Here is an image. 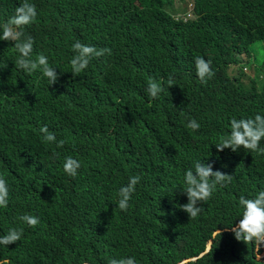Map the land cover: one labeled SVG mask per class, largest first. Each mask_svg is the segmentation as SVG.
Listing matches in <instances>:
<instances>
[{
  "label": "trees",
  "instance_id": "1",
  "mask_svg": "<svg viewBox=\"0 0 264 264\" xmlns=\"http://www.w3.org/2000/svg\"><path fill=\"white\" fill-rule=\"evenodd\" d=\"M29 2L38 15L22 39L32 36L33 58L45 55L59 76L49 85L41 72L25 73L13 42L0 40V66L7 64L0 175L9 189L0 236L23 228L20 241L0 244V264H109L128 256L137 264H264V244L237 240L231 230L243 213L239 198L264 190V154L213 144L230 135L231 118L264 115V58L251 67L253 45L264 42V0H185L183 9L177 0ZM21 3L0 0V25ZM76 40L112 52L73 76ZM197 56L212 61L206 84ZM149 80L163 85L159 97L148 95ZM189 119L200 128L189 129ZM43 125L66 141L63 148L44 142ZM68 156L81 164L76 177L63 170ZM196 161L233 179L190 219L180 186ZM135 175L141 181L125 212L119 189ZM23 214L40 223L28 227Z\"/></svg>",
  "mask_w": 264,
  "mask_h": 264
},
{
  "label": "clouds",
  "instance_id": "2",
  "mask_svg": "<svg viewBox=\"0 0 264 264\" xmlns=\"http://www.w3.org/2000/svg\"><path fill=\"white\" fill-rule=\"evenodd\" d=\"M36 5L29 0H22V3L15 9V14L10 17L3 25H0V40L12 41L15 50L19 53L15 65L27 74L39 71L44 77L48 78L49 85L58 80L59 74L54 67L50 66L48 58L39 54L35 58L32 56L34 38L32 36L24 37L22 29L31 25L37 18ZM74 53L70 60L73 76H79L84 72L93 58H99L105 54L110 55L111 48H97L90 44L82 43L76 40L72 44ZM211 59L204 57H195L196 74L202 84H206L215 73L211 67ZM7 67V64L0 68ZM167 87L175 85L174 79L169 75ZM164 91L161 83L155 80H149L147 93L151 98H157ZM230 135H221L214 138L217 151H223L225 148L236 152L242 146L249 152L259 151L264 154V148L260 147V142L264 139V115L257 114L254 118H231ZM187 127L192 130H198L200 124L195 119H189ZM39 131L43 135L45 143L55 144L57 148H63L66 141L57 139L54 132L50 131L47 125L41 126ZM81 164L78 159L72 156L65 157L63 164L64 172L70 177H76L79 174ZM233 179L231 174L220 170H213L212 163L196 161L194 170L189 168L184 174L183 185L180 186L183 193L186 194L188 202L181 205L182 209L189 214L190 219L197 218L202 207V202H207L215 192L217 186H226ZM141 177L138 175L129 177L126 185L119 189L118 207L127 212L129 201L132 199L136 186L140 183ZM9 204V189L6 178L0 175V208H7ZM239 205L243 208V213L239 223L233 227L235 238L243 240L245 243L255 242L257 245L264 244V190L259 191L254 198H239ZM18 219L28 227L35 228L39 223V217L31 214H23ZM23 234V228H10L7 234L0 236V244L8 246L9 244L20 241ZM109 264H137L135 257L128 256L119 259H111Z\"/></svg>",
  "mask_w": 264,
  "mask_h": 264
},
{
  "label": "rangeland",
  "instance_id": "3",
  "mask_svg": "<svg viewBox=\"0 0 264 264\" xmlns=\"http://www.w3.org/2000/svg\"><path fill=\"white\" fill-rule=\"evenodd\" d=\"M185 1V0H177L176 4H175V7L176 8H184L183 5H182V2ZM188 8H185L184 10H186ZM181 12V11H179ZM253 51H254V55H255V61L253 62V64L251 65V67L253 69H256V65H259L262 63V59L264 58V54H263V50H264V42H259L258 44L256 45H253ZM256 63V64H255ZM246 70V69H245ZM239 73V72H237Z\"/></svg>",
  "mask_w": 264,
  "mask_h": 264
}]
</instances>
